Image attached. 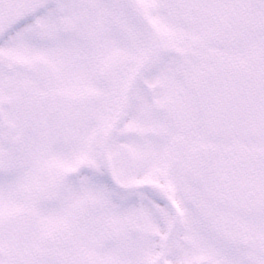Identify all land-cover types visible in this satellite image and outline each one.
Listing matches in <instances>:
<instances>
[{"label":"snow or ice","instance_id":"1","mask_svg":"<svg viewBox=\"0 0 264 264\" xmlns=\"http://www.w3.org/2000/svg\"><path fill=\"white\" fill-rule=\"evenodd\" d=\"M0 264H264V0H0Z\"/></svg>","mask_w":264,"mask_h":264}]
</instances>
